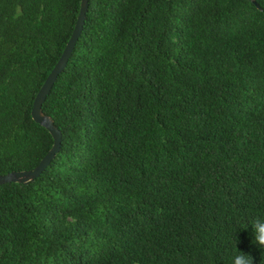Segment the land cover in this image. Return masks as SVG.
Returning a JSON list of instances; mask_svg holds the SVG:
<instances>
[{
	"label": "trees",
	"instance_id": "16d2710c",
	"mask_svg": "<svg viewBox=\"0 0 264 264\" xmlns=\"http://www.w3.org/2000/svg\"><path fill=\"white\" fill-rule=\"evenodd\" d=\"M81 5L0 0V176L54 145L32 108ZM43 112L62 146L0 184V264H264V0H89Z\"/></svg>",
	"mask_w": 264,
	"mask_h": 264
},
{
	"label": "water",
	"instance_id": "95a60500",
	"mask_svg": "<svg viewBox=\"0 0 264 264\" xmlns=\"http://www.w3.org/2000/svg\"><path fill=\"white\" fill-rule=\"evenodd\" d=\"M89 9V0H82L80 14L76 26L74 28L73 34L68 41L60 59L54 66L53 70L45 80L44 84L40 88L38 94L33 103L32 115L36 122L45 126L52 134L54 138V145L51 150L43 157L41 162L32 170L20 171V172H11L5 175L0 176V184L12 181H28L39 177L42 172L51 164L54 160L56 154L60 151L63 141V133L59 127L54 123V121L44 114L43 104L46 101L47 96L50 94L53 86L55 85L58 77L66 69L75 46L83 32L87 12Z\"/></svg>",
	"mask_w": 264,
	"mask_h": 264
},
{
	"label": "clouds",
	"instance_id": "9594fccd",
	"mask_svg": "<svg viewBox=\"0 0 264 264\" xmlns=\"http://www.w3.org/2000/svg\"><path fill=\"white\" fill-rule=\"evenodd\" d=\"M250 223L252 227L253 243L261 250H264V216H258ZM262 255H264V253H262ZM262 261H264V259H262L261 262ZM230 264H253V257L251 254L239 250L232 255Z\"/></svg>",
	"mask_w": 264,
	"mask_h": 264
},
{
	"label": "rangeland",
	"instance_id": "374dc122",
	"mask_svg": "<svg viewBox=\"0 0 264 264\" xmlns=\"http://www.w3.org/2000/svg\"><path fill=\"white\" fill-rule=\"evenodd\" d=\"M70 219H72V218L70 217Z\"/></svg>",
	"mask_w": 264,
	"mask_h": 264
}]
</instances>
